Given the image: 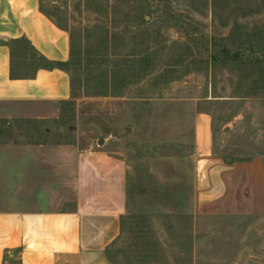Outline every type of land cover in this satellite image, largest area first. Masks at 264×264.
<instances>
[{
  "label": "rangeland",
  "instance_id": "374dc122",
  "mask_svg": "<svg viewBox=\"0 0 264 264\" xmlns=\"http://www.w3.org/2000/svg\"><path fill=\"white\" fill-rule=\"evenodd\" d=\"M43 9L72 35V97L47 137L34 126L10 138L93 147L135 166L141 207L113 264H264V215L187 209L200 120L221 162L264 161V80L250 54L264 55V0H43ZM224 51L230 59L215 63Z\"/></svg>",
  "mask_w": 264,
  "mask_h": 264
},
{
  "label": "crops",
  "instance_id": "0c3cea01",
  "mask_svg": "<svg viewBox=\"0 0 264 264\" xmlns=\"http://www.w3.org/2000/svg\"><path fill=\"white\" fill-rule=\"evenodd\" d=\"M72 53L71 33L43 0H0V264H113L125 220L141 207L133 194L137 172L126 159L10 138L34 126L45 127L47 137L61 121L73 92L66 67ZM213 147L210 125L200 120L203 161L194 170L189 213L264 215V161L223 163Z\"/></svg>",
  "mask_w": 264,
  "mask_h": 264
},
{
  "label": "trees",
  "instance_id": "16d2710c",
  "mask_svg": "<svg viewBox=\"0 0 264 264\" xmlns=\"http://www.w3.org/2000/svg\"><path fill=\"white\" fill-rule=\"evenodd\" d=\"M247 51V50H246ZM254 50L252 49V48H250V54H251V56H255V62H256V66H255V68L257 69L256 71H257V76H258V78H257V80H259V81H261V80H264V55L262 56V57H259V56H257L256 54H255V52H253ZM243 53H239V52H237L236 54H235V57H239V56H241ZM245 54V53H244ZM230 56H231V54H230V52H228V51H224L222 54H215L214 55V57H213V61L215 62V63H218V62H220V61H225V60H229L230 59ZM243 56V55H242Z\"/></svg>",
  "mask_w": 264,
  "mask_h": 264
},
{
  "label": "water",
  "instance_id": "95a60500",
  "mask_svg": "<svg viewBox=\"0 0 264 264\" xmlns=\"http://www.w3.org/2000/svg\"><path fill=\"white\" fill-rule=\"evenodd\" d=\"M100 124L106 131H109V127L105 123L100 122ZM99 145H104V140H100Z\"/></svg>",
  "mask_w": 264,
  "mask_h": 264
}]
</instances>
